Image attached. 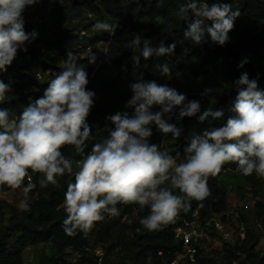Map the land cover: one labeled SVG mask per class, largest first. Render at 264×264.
Here are the masks:
<instances>
[{"label": "trees", "instance_id": "trees-1", "mask_svg": "<svg viewBox=\"0 0 264 264\" xmlns=\"http://www.w3.org/2000/svg\"><path fill=\"white\" fill-rule=\"evenodd\" d=\"M184 2L185 0H40L37 6L42 13L48 12V18L59 32L50 36L46 27L37 21V14L25 20V31L30 33L35 30L38 36L26 52L18 51L7 72L0 74V80L11 89L0 108L8 109L12 118L18 119L25 108L43 96L48 82L63 70V66L58 68L46 60H40L42 51L51 54L54 63L57 60L64 62L68 53H72L88 74L87 89L95 93L94 106L87 118L93 138L86 142L85 155L91 151L94 143L107 136L109 129L114 128L107 120L108 116L118 111L132 114L134 110L126 109L125 105L132 96L130 85L141 74L146 81H156L176 89L188 101H199L202 111L208 107L223 108L225 117L211 125L208 122L199 123L195 117L178 122L176 115L179 109H176L168 122L183 127L184 132L178 140H173L171 134L163 135L153 127L150 143L159 144L162 151L165 144H170L168 152L173 156L180 153L182 160L183 150L187 146L185 137L191 132L199 133L205 128L219 126L232 115L228 111L236 95L232 85L242 72H247L251 79L257 80L258 88L264 90V0H219L220 3L230 4L234 10L240 11L234 28L229 33L230 40L223 47L213 44L209 37L199 45L184 39L187 23L176 15L179 5ZM206 2L211 5L216 0ZM85 14L93 15L98 21L112 19L119 24V28L112 35L97 32L93 28L95 21L83 25L82 18ZM82 29L90 31L92 37H81L79 34ZM134 35L143 37L142 44L150 41L153 47L158 46L161 41L166 46L175 43V53L171 57L144 60L140 57V51L133 50L130 46ZM103 41L108 43V48L102 64H90L88 55H85L86 49L69 50L67 47L88 42L95 54L96 48ZM185 49L188 50L186 53ZM137 57H140L139 68L134 63V58ZM244 58L249 62L239 68L238 65ZM125 62L128 65L125 77L122 78L120 74H115L114 69H121ZM164 62L176 65L181 78L169 80L162 76L155 64ZM49 70H55L56 74L47 76ZM120 82H123V86L119 85ZM205 89L213 91L205 94ZM212 97L215 102L211 101ZM156 110L159 109H154ZM61 150L73 161L83 158L75 152L74 146L65 145ZM31 175L32 182L37 186L29 194L36 198L30 204V211H22L1 197V194L20 189L0 186V264H24V252L28 248L42 245L51 247L50 256L43 260V264H167L180 249L174 239L175 229L184 221L197 216L206 218L225 215L230 190L241 201L246 199L247 194L258 199L255 209L264 224V177H258L255 173L243 176L236 171L233 163H226L217 176L208 178L211 194L205 200H186L191 205L190 209L187 212L180 210L173 222L162 225L158 230L150 232L140 224V219L148 215L147 208L141 210L138 205L129 204L117 206L120 209L119 216L96 222L87 234L78 232L71 237L62 228L66 217L63 201L67 185L74 180V176L66 174L58 177L56 185L41 189L38 183L40 174ZM27 183L26 178L25 184ZM245 209L237 207V217H232L237 223V230L239 226L245 228L244 240L239 238L232 244L217 235V241L207 255L208 259L202 257L200 264H264V252L258 249L260 237L253 231ZM100 250L102 257L97 255ZM72 256L79 258L77 263L69 260Z\"/></svg>", "mask_w": 264, "mask_h": 264}, {"label": "clouds", "instance_id": "clouds-1", "mask_svg": "<svg viewBox=\"0 0 264 264\" xmlns=\"http://www.w3.org/2000/svg\"><path fill=\"white\" fill-rule=\"evenodd\" d=\"M39 3L40 0H0V74L7 72L18 51L26 52V45L37 38L35 30L25 31L23 13ZM176 15L187 23L185 40L199 45L209 37L213 44L223 47L230 40L229 33L240 11L219 0L211 5L206 0H185ZM93 28L111 35L119 24L97 21ZM142 40V36L134 35L130 46L139 50L144 60L175 53V43L166 46L161 41L153 47L150 41L142 44ZM140 57L134 58L137 68ZM87 60L96 63L91 50ZM248 62L244 58L238 67L243 68ZM173 67L168 62L155 64L161 75L169 79ZM62 69L48 82L43 96L25 108L18 119H13L8 109L0 108V186L20 189L23 199L18 207L27 212L29 194L37 186L31 174H40L41 189L56 185L58 177L74 176L63 201L66 217L62 228L67 236L87 234L96 222L119 216L118 205L129 204L138 205L141 210L147 208L148 215L140 219V224L150 232L158 230L173 222L180 210L190 209L186 200H205L211 194L208 178L217 176L226 163L235 164L243 176L255 173L264 177V90L247 72H242L232 85L236 92L228 109L232 115L219 126L185 137L187 146L181 160L180 153L173 156L162 151L159 144L150 143L153 127L178 140L183 127L168 122L176 109L178 122L195 117L199 123L211 125L225 117L223 108L208 107L202 111L199 101H188L176 89L146 81L141 74L130 85L132 96L125 105L134 110L132 114L118 111L108 116L114 128L85 155L86 142L93 138L87 118L95 93L87 89L88 74L72 53H68ZM10 90L0 80V104ZM212 91L205 89V94ZM211 101L215 102V98ZM65 145L74 146L83 158L73 161L66 157L61 150Z\"/></svg>", "mask_w": 264, "mask_h": 264}, {"label": "rangeland", "instance_id": "rangeland-1", "mask_svg": "<svg viewBox=\"0 0 264 264\" xmlns=\"http://www.w3.org/2000/svg\"><path fill=\"white\" fill-rule=\"evenodd\" d=\"M35 14L38 15L37 21L41 25H44L46 27L48 34L50 36L57 34L59 32V30L54 27L53 21L48 18V12L42 13L41 9L37 5H34V6L25 10V12L23 13L24 20H28V18L31 15H35ZM82 21H83V25H87L90 21L97 22L98 20H96V18L93 15L85 14V15H83ZM103 22L114 23L115 21H113L112 19L106 18ZM115 23H117V22H115ZM74 25H77V23H74ZM76 34H78V32H76ZM79 35L81 37H92V34L90 33V31H86L83 29ZM35 41H36V39L33 42L27 44L26 45L27 49L29 47H31L35 43ZM67 47L69 50L86 49V54H85L86 56L89 54V50H91L92 52L94 51V49L88 45V42H84V43H81L79 45H68ZM107 48H108V43L105 41L101 42L98 45V47L95 50L96 63L102 64L103 57L107 53ZM52 59H53V56L51 54L47 53L46 51L41 52L40 60H46L47 62H49L53 66L57 65L58 68L63 66L62 60H57V62L54 63V62H52ZM171 64L174 65L173 63H171ZM127 65H128V62H125L121 69L115 68L114 69L115 74H120L122 76V78H124L125 74H126ZM39 73H40V71H38V73H37L38 76H40ZM46 74H47V76L55 75L56 71L55 70H49ZM176 78L177 79L181 78V72L178 69V67L176 65H174L171 78L170 79L168 78V79L172 80V79H176ZM119 85L123 86V82H120ZM169 149H170V144L167 143L163 146V150L169 151ZM75 170L76 169L74 166V171ZM29 196H30L29 203L31 204L35 201L36 198L32 195H29ZM1 197L3 199H5L7 202L11 203L16 208L20 209L18 207V204H19V201L21 199H23V193L21 191H10V192L1 194ZM257 201H258V199H254L250 194H247L246 199L241 201L240 199H238L236 193L230 190L228 193V210L226 212L224 221H226L228 224L227 232L229 234L233 235V238L235 239V242L232 244H235L240 238V236H239L240 231L237 230V223H236V221L232 220L233 219L232 217L233 216L237 217V213H238L237 207H243L244 209L246 208L245 210L248 213L249 220H250L251 225H252V229L260 237V244H259L258 249L261 250L262 252H264V224H263L262 220L258 218L256 209H255V205H256ZM216 236H217V234H214V236H213L214 239H216ZM214 243L215 242H212V245L210 246L209 251H206L205 253H203V258L207 257L206 259H208L207 255H208V253H210L211 249L213 248ZM50 253H51V247L49 245H42V246H39L36 248H28L23 254L24 264H43V260L47 256H50ZM97 255L99 257H102L103 256L102 251L101 250L98 251ZM78 259L79 258L77 256L69 257V260L72 261L73 263H77ZM218 260H219V258H218Z\"/></svg>", "mask_w": 264, "mask_h": 264}, {"label": "built area", "instance_id": "built-area-1", "mask_svg": "<svg viewBox=\"0 0 264 264\" xmlns=\"http://www.w3.org/2000/svg\"><path fill=\"white\" fill-rule=\"evenodd\" d=\"M225 215L206 218L197 216L179 225L174 231V239L178 242L180 249L167 264H200V259L203 257L202 253L209 250L212 242L217 241V237L216 239L213 237L214 234L234 243L233 235L227 232L228 224L223 221ZM126 219L127 217L124 218V220ZM238 230L240 231V239L244 240L245 228L239 226Z\"/></svg>", "mask_w": 264, "mask_h": 264}]
</instances>
